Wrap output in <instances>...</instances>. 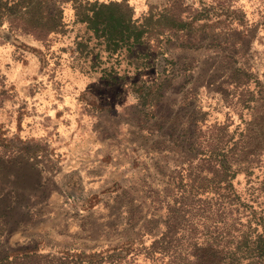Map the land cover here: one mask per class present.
<instances>
[{
  "label": "rangeland",
  "instance_id": "1",
  "mask_svg": "<svg viewBox=\"0 0 264 264\" xmlns=\"http://www.w3.org/2000/svg\"><path fill=\"white\" fill-rule=\"evenodd\" d=\"M86 2H124L143 44L110 47L80 21ZM80 5L47 0L62 27L45 40L21 30L36 12L0 8V259L186 264L206 234L221 249L261 233L264 0ZM182 200L169 253H151Z\"/></svg>",
  "mask_w": 264,
  "mask_h": 264
},
{
  "label": "trees",
  "instance_id": "2",
  "mask_svg": "<svg viewBox=\"0 0 264 264\" xmlns=\"http://www.w3.org/2000/svg\"><path fill=\"white\" fill-rule=\"evenodd\" d=\"M80 1L83 5L85 0ZM46 4L47 0H12L11 6L8 7V1L4 4L0 0V8L4 5L7 12L14 15L19 14L22 20H26L27 15L32 11L36 12L32 16L31 20L33 21L28 23L30 25H22L21 30L42 40H45L52 33H58L62 27V17L58 12L52 17L45 13ZM78 17L81 22L88 25L90 31H93L99 38H106L109 46H114L116 49L123 44H127L129 47L143 44V39L147 33L146 25L141 24L140 19H134L132 10L124 2H86L84 8L80 7ZM152 18L153 16L150 15L144 18V21H149ZM161 18L163 19L162 16H160ZM230 187L232 186L230 185ZM192 210V205L183 200L180 201L179 207L168 205L166 231L160 240L154 241L151 246V253L160 250L167 256L170 251L171 240L178 234L187 213H192ZM251 210L252 213L249 214L252 215V218L248 220V225H251L252 220L256 219V216L253 215L255 211L252 208ZM205 212L207 211L203 210V214ZM208 219L209 217H204L203 224ZM256 225L257 229L253 232L250 229L251 226H248V230L233 236L231 241L233 247L230 246L229 248L225 246L218 249L206 234L203 236L204 241L200 246L198 244L193 245V260L186 264H245V260H248L247 264H264V226L262 232L257 233L260 223H256ZM191 238H196V235H192ZM13 253L0 259V264L40 263V256L33 251H13ZM173 258V260H182L178 255Z\"/></svg>",
  "mask_w": 264,
  "mask_h": 264
}]
</instances>
